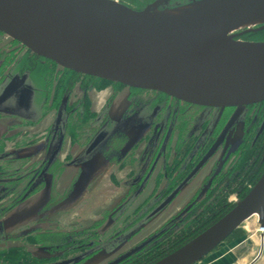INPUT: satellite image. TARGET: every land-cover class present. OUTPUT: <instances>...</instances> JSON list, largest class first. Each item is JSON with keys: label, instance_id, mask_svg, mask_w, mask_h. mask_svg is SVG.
Instances as JSON below:
<instances>
[{"label": "flooded vegetation", "instance_id": "1", "mask_svg": "<svg viewBox=\"0 0 264 264\" xmlns=\"http://www.w3.org/2000/svg\"><path fill=\"white\" fill-rule=\"evenodd\" d=\"M263 173L264 100L191 104L61 68L0 32V264H152Z\"/></svg>", "mask_w": 264, "mask_h": 264}, {"label": "water", "instance_id": "2", "mask_svg": "<svg viewBox=\"0 0 264 264\" xmlns=\"http://www.w3.org/2000/svg\"><path fill=\"white\" fill-rule=\"evenodd\" d=\"M160 3L135 11L112 0H0V32L61 68L191 104L264 100V41L239 38L264 29V0ZM252 217L263 230L264 173L228 213L152 264H195Z\"/></svg>", "mask_w": 264, "mask_h": 264}, {"label": "crops", "instance_id": "3", "mask_svg": "<svg viewBox=\"0 0 264 264\" xmlns=\"http://www.w3.org/2000/svg\"><path fill=\"white\" fill-rule=\"evenodd\" d=\"M257 230L256 218H250L195 264H264V240L261 250V233Z\"/></svg>", "mask_w": 264, "mask_h": 264}, {"label": "trees", "instance_id": "4", "mask_svg": "<svg viewBox=\"0 0 264 264\" xmlns=\"http://www.w3.org/2000/svg\"><path fill=\"white\" fill-rule=\"evenodd\" d=\"M241 39H243V40L251 39V40H255V41H260V40L264 41V29L260 32H257V33H247V34L241 36ZM236 232H237V230L234 231L232 234H235Z\"/></svg>", "mask_w": 264, "mask_h": 264}, {"label": "rangeland", "instance_id": "5", "mask_svg": "<svg viewBox=\"0 0 264 264\" xmlns=\"http://www.w3.org/2000/svg\"><path fill=\"white\" fill-rule=\"evenodd\" d=\"M261 31H262V30H261ZM239 38L241 39V37H239ZM242 40H243V39H242ZM247 41H255V40L248 39ZM260 41H261V40H260ZM19 96L21 97L20 99L23 98L22 101H23V100H27V98H28V94L25 93V92H24V93L21 92ZM23 102H24V101H23ZM246 223H247V222H246ZM244 224H245V223H244ZM244 224H243V225H244Z\"/></svg>", "mask_w": 264, "mask_h": 264}, {"label": "built area", "instance_id": "6", "mask_svg": "<svg viewBox=\"0 0 264 264\" xmlns=\"http://www.w3.org/2000/svg\"><path fill=\"white\" fill-rule=\"evenodd\" d=\"M259 233L263 234V238H264V229L263 230H257Z\"/></svg>", "mask_w": 264, "mask_h": 264}]
</instances>
